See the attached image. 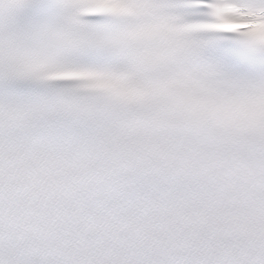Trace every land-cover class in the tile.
<instances>
[{"label":"snow or ice","instance_id":"obj_1","mask_svg":"<svg viewBox=\"0 0 264 264\" xmlns=\"http://www.w3.org/2000/svg\"><path fill=\"white\" fill-rule=\"evenodd\" d=\"M0 264H264V0H0Z\"/></svg>","mask_w":264,"mask_h":264}]
</instances>
